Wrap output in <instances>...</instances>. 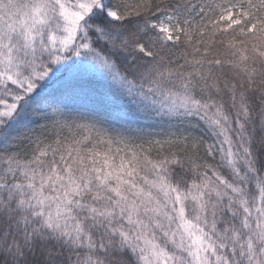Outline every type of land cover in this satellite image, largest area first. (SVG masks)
I'll return each instance as SVG.
<instances>
[{
  "label": "snow or ice",
  "instance_id": "snow-or-ice-1",
  "mask_svg": "<svg viewBox=\"0 0 264 264\" xmlns=\"http://www.w3.org/2000/svg\"><path fill=\"white\" fill-rule=\"evenodd\" d=\"M0 264H264V0H0Z\"/></svg>",
  "mask_w": 264,
  "mask_h": 264
}]
</instances>
